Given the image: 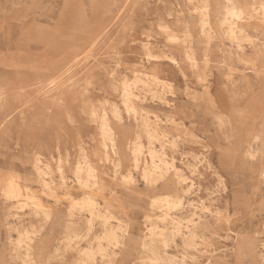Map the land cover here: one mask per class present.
<instances>
[{
    "label": "rangeland",
    "instance_id": "374dc122",
    "mask_svg": "<svg viewBox=\"0 0 264 264\" xmlns=\"http://www.w3.org/2000/svg\"><path fill=\"white\" fill-rule=\"evenodd\" d=\"M204 1L0 0L2 96L11 101V86L35 83L36 75L45 77L51 69H67L78 88L56 105L45 106V98L6 117L0 105V264H33L24 262L25 234L44 224L47 231L33 251L44 264H76L78 244L64 237L70 219L81 234L80 248L107 242L101 220L91 229L86 210L72 218L69 212L73 199L85 197L74 173L81 148L102 179L101 190L91 192L98 208L115 216L111 225L128 226L117 250L123 264L140 257L150 228L170 229L173 218L184 230L191 215L206 216L210 244L192 251L197 259L189 264H264V11L252 0H236L245 9L239 18L226 15L227 0H209L214 32L207 36L199 11ZM224 18L237 23L248 41H231ZM189 44L194 60L187 55ZM124 83L138 95L137 120L125 109ZM37 94L28 100L37 102ZM93 107L121 112L119 162L113 154L98 159L105 150ZM146 118L157 130L154 143L142 126ZM138 130L143 151L136 167L129 142ZM162 145L171 172L151 187L142 171L151 165L149 148ZM38 167L47 172L50 188ZM165 196L182 201L169 224L158 221L163 210L152 205ZM37 201L52 212L47 223L31 207ZM150 214L153 221H147ZM176 240L168 250L180 259L185 248ZM106 256L98 254L95 264H110Z\"/></svg>",
    "mask_w": 264,
    "mask_h": 264
},
{
    "label": "bare ground",
    "instance_id": "6f19581e",
    "mask_svg": "<svg viewBox=\"0 0 264 264\" xmlns=\"http://www.w3.org/2000/svg\"><path fill=\"white\" fill-rule=\"evenodd\" d=\"M227 1H228L227 5H229V6H228V8H226V11H225L226 15L232 14V15L238 16L239 18L243 17L245 15V9L240 2H238L236 0H227ZM252 1H253V7H255L256 5H259L261 7V9L264 11V0H252ZM199 11H200V22H201V26L203 29V34H205L207 36H212L214 29H213V26L211 24L212 14H211V3L209 2V0L204 1L203 5ZM230 21L231 20H229L228 18H224L222 21L223 23H229L228 24V30H227L228 34H229L228 35L229 39L231 41H237V42L248 41L247 39H244L248 35L244 31H242L241 28H240V30H238L239 27L237 26V23L230 22ZM166 30H167V32L169 31V29H166ZM170 34L171 33H169V35ZM174 35L175 34H171V37H174ZM176 37H178V36H176ZM207 39H209V41L211 40L210 37H207ZM248 39H249V37H248ZM187 48H188V53H187L188 58L190 60H194V52H193L192 45L189 44L187 46ZM171 59H172L173 63H178L176 56H172ZM24 78H26V77H24ZM36 79L37 80L35 81V83H31L28 85H26L25 83H23V84L17 83V85L11 86V88L8 91V95H10L11 101H7L2 96V92H0V105H1V109H2L1 111H2V113H5V117L10 116L18 108L22 109V110H27L30 107H32L33 105H36L38 103L43 102L44 101L43 99H45V98L48 99L45 106L52 105L53 103L56 105L60 98L64 99V97L67 96L69 93H74V91H77V89H78L76 86L77 85L76 80L73 79L72 75L70 74V72L67 69L66 70H64V69H57V70L51 69V70H49V72H47V76L42 77V75L39 74V75H36ZM31 86H33L32 89H26V87H31ZM13 88H14V92L12 91ZM35 91L38 92V94L36 95V97L34 99L37 102H30V100H28V99L32 96V94L35 93ZM120 93H121V96L123 98V103L125 105V109H126L127 113L129 115H132L133 118L135 120H137L139 110H138L136 101H137L138 95L136 94L134 88H132L129 84L124 83L122 88H121ZM67 113H68V118L71 120V116H70L69 112H67ZM91 115L93 117V120L97 121L99 124L98 125L99 135L101 138L103 149L105 150L104 157L98 158V159L109 160V159H111V156L113 154L117 158L115 161L119 162L120 161L118 158L119 131L117 130L116 124L119 125V123L122 124V122H123V117L121 115L120 110L117 107H114L111 110V113L109 114V112L106 108H102L101 111L98 112V110L93 107L91 109ZM111 117L115 121H112ZM137 126L140 129V125L138 122H137ZM142 126L145 128V132L148 134L150 142L154 143V139H157L156 128L152 126L151 122L147 118L144 120V124ZM130 127L132 128V126H130ZM141 136H142V134H140V132L138 130L136 135L134 134V138L131 139L129 142V147L132 151L133 160L136 164V167H138L140 165L139 164L140 154H142V151H143L142 150L143 145L141 144ZM149 153H150L149 159H150L151 165H150V167H147L146 163L144 164L146 167L143 169L142 175L145 179V182L147 184H149L151 187H154L158 183H160L161 181H163L164 179L167 178V176L171 172L172 164L166 158V156H167L166 155V148L164 145H162L161 149H157L154 147L149 148ZM93 162H94V159L89 155V153L85 150V148H81L80 153L77 156V166L75 168L74 173H75V177H76V182H77L79 188L84 191L85 197L82 200L73 199L70 202L71 203V210L69 212H70V215L72 218V216H74V213H76V211L82 212V210H84V211L86 210V212L89 213V222H90L89 227L91 229H92V227H94L91 224L93 221L101 220L103 223V226L105 228V232H103L104 234H103L102 238L105 239L107 242L105 241L106 243L103 244L101 242L104 240H102L98 244V247H96L97 249H95V247H89V246H88V248H80L79 242H77V241L79 239H81V237H80L81 234H79L80 232H76L73 219H70V221L66 224V227H65L66 230L65 231L67 232V234L64 237L69 239L71 241L70 243H72L74 241L76 244H78L77 245V251H78L79 255H78L76 264H95L96 256L98 254L105 255V256H106V254L109 255L110 259H111L110 264H123L124 256L122 254L120 256H118L119 252L117 250L124 246V237L128 231V226L124 225L122 223L118 226L111 225V219L115 218V216H113V214H111V213H102V211L98 208V202H97L96 197L94 196L95 194H92L91 192H94L95 190H97V191L101 190L102 179L99 177L98 170L93 165ZM173 162L174 161L172 160V163ZM148 164H149V161H148ZM117 165H118V163H117ZM175 168H173V169H175ZM37 170H38V173L40 175H42V178L45 174H47V172L45 170L41 169L40 167H38ZM60 170H61V167H60ZM177 170H179V169H177ZM179 171H181V170H179ZM179 171H175L177 176L179 175L178 174ZM129 178H130V176H129ZM43 182H44V185L46 187H49V184L46 183V180L44 178H43ZM192 187L193 186H191V188ZM51 191L54 192L52 188H51ZM189 191H190V189L186 190L187 193L191 192V191L190 192ZM68 196L72 197V195H69V194H68ZM153 200L154 199H152V201ZM181 202L179 199L170 198L169 196H165L164 198L159 197L158 199H155V201L152 203L153 207L156 206L159 208V210L161 208L163 210V213H164L163 216L157 215L156 218L158 219V221L160 220L161 222H167L168 223V221L170 219L168 217L169 214H171L173 210L177 209V207H179L181 205ZM183 206H184V204H183ZM183 206H182V208H183ZM31 207L33 208V211L36 214H39V213L43 214L46 223L49 221V219L52 218V212L49 210V208H46L45 206H43L41 204V202H39V201L33 202V205ZM194 207H196V206H194ZM179 210H181V209H179ZM204 211H205V209H204ZM178 213H180V212H178ZM196 213L197 212H195L193 215L195 216ZM151 214L147 216V221H153ZM187 220H189L191 222V224L190 225L185 224L186 229H184V230H186V231H184L182 229V226L180 224H177V223H180V220L176 222L173 218L171 219V224H173L172 225L173 227H171L170 229H169V227L165 228L167 226L166 223H164V225L166 224L165 227L164 226L163 227L158 226V224L153 226L154 224L152 223L153 225H151V227L152 226L153 227L152 228L149 227L150 232L147 233V238H146L147 240L142 242L143 243L142 244V250H143L142 254L140 255V257H138L137 259H135L133 261V264H189V262H188L189 259L196 260L197 257L194 253H192V251H197V250L201 249L202 246L207 247L210 244V240L208 239V237L205 234V232L209 228V225L205 222L206 216H205V220H203V216H200L199 218H197V217L195 218L191 215L189 217V219H187ZM187 220H184V221H187ZM228 222H229V219H228ZM159 224H160V222H159ZM44 225H46V224H44ZM44 225H40V226L34 228L33 230L28 231L25 234V237L28 240V242H25L26 248L24 249V255L26 256L27 259H25L24 262L34 261L33 264H44L42 260H37L36 258L33 257L34 243L36 242V240L39 238V236L41 235V233L43 231L44 232L47 231L46 226H44ZM91 231L89 230L88 233H90ZM22 235H23V233H21V236ZM236 236H238V235L236 234ZM177 237H180L182 239L183 247L185 248L184 254L180 259L177 258V256L171 254L168 250V246H170V243L175 242ZM22 238H24V235ZM83 240H85V238ZM98 241H100V240H98ZM19 242H21V241H19ZM22 242H24V241H22ZM22 242L19 244L22 245ZM60 242H62V240ZM70 243H68V245H71ZM80 244H81V242H80ZM57 251H59V249H57ZM38 257H40V256H38ZM108 259H109V257H108ZM50 260H51V258L48 259V262H50Z\"/></svg>",
    "mask_w": 264,
    "mask_h": 264
}]
</instances>
